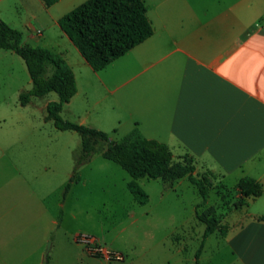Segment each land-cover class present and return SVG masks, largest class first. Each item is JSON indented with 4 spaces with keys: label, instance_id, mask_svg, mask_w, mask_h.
Listing matches in <instances>:
<instances>
[{
    "label": "rangeland",
    "instance_id": "374dc122",
    "mask_svg": "<svg viewBox=\"0 0 264 264\" xmlns=\"http://www.w3.org/2000/svg\"><path fill=\"white\" fill-rule=\"evenodd\" d=\"M86 1L62 0L52 13L68 14ZM37 3L3 0L0 13L4 22L24 34L25 40L32 14L44 16L47 28L41 20L37 26L46 28L44 35L63 48V32L51 27L50 18ZM30 45L44 47L34 41ZM7 53L14 59L0 61V182L8 185L9 203H17L7 219L8 240L16 238L7 247L8 264H18L21 256L31 257L46 226L51 232L45 247L48 253L41 264H196L206 229L196 218V206L202 202L196 186L187 179L164 182L141 178L138 183L149 195V202L140 205L127 188L131 176L106 159L111 150L107 143H100L91 161L74 174L81 152L80 135L59 131L53 122L46 121V106L59 101L58 95L52 92L44 98H33L22 107L19 95L31 90V78L25 62ZM76 75L81 95L61 117L77 124L85 121V126L106 132L113 141L120 142L128 132L125 128L115 132L110 109L107 117L97 115L99 109L110 108L112 96L106 98L104 91L96 92L93 76L88 80L79 70ZM96 102H100L98 107ZM86 111L89 113L85 115ZM175 162L189 165L191 161L185 155ZM73 174L81 181L64 198L65 186ZM194 175L210 183L209 198L198 209L199 214L208 215L218 226V231L205 241L199 264H235L223 237L230 218L246 213L247 207H232L238 193H230L213 172L196 167ZM209 210L212 211L207 214ZM78 236L94 238L97 246L121 255L123 260L92 257ZM24 264L37 263L33 260Z\"/></svg>",
    "mask_w": 264,
    "mask_h": 264
},
{
    "label": "crops",
    "instance_id": "0c3cea01",
    "mask_svg": "<svg viewBox=\"0 0 264 264\" xmlns=\"http://www.w3.org/2000/svg\"><path fill=\"white\" fill-rule=\"evenodd\" d=\"M32 1L40 4L51 27L58 28L66 14L52 12L62 0L49 8ZM144 2L153 35L102 71H93L64 33L63 48L45 36L44 16L32 14L26 40L21 32L22 43H42L62 54L72 68L78 91L63 111L81 95L79 70L88 80L94 77L97 93L112 96L110 108L99 109L97 115L107 117L110 109L115 132L125 128L128 134L136 131L159 141L174 159L192 157L197 168L216 174L235 194L241 179L259 182L262 195L246 213L230 218L223 239L235 264H264V222L258 221L264 217V0ZM0 19L5 21L1 13ZM39 20L44 30L37 26ZM7 52L0 49V61L14 59ZM86 85L91 88L90 82ZM7 186L0 182V264H8L7 247L16 240L6 235L7 219L17 207L16 201H8ZM45 229L32 256L19 257L18 264L46 259L51 229Z\"/></svg>",
    "mask_w": 264,
    "mask_h": 264
},
{
    "label": "trees",
    "instance_id": "16d2710c",
    "mask_svg": "<svg viewBox=\"0 0 264 264\" xmlns=\"http://www.w3.org/2000/svg\"><path fill=\"white\" fill-rule=\"evenodd\" d=\"M40 1L49 8L60 0ZM58 24L95 72L102 71L153 35L144 0H87L60 18ZM0 49L13 52L26 64L32 88L20 93L19 103L22 107L28 106L33 98H44L52 92L58 95L59 101L50 102L46 106V121L53 122L59 131H73L80 135L81 152L75 162L74 174L91 161L100 143H107L111 150L106 159L119 165L131 176L132 180L127 184V188L140 205L149 202V195L138 183L141 178L160 179L164 182L187 179L196 186L202 199L196 206V218L206 226L202 246L196 253V264H199L205 241L218 231V226L208 215L199 214L198 209L203 207L209 198L210 183L194 175V159L186 155L191 161L190 164H178L165 144L145 139L136 131L116 142L106 132L64 120L61 113L78 91L75 74L64 56L45 47L24 45L22 33L11 28L2 19ZM74 174L65 186L64 198L70 193L72 186L81 181V178L74 177ZM236 188L240 198L231 203L235 210L248 207L250 201L263 193L261 184L251 178L241 179ZM228 191L234 193L230 189ZM258 221L264 222V217L258 218ZM91 256L102 258L99 254Z\"/></svg>",
    "mask_w": 264,
    "mask_h": 264
},
{
    "label": "built area",
    "instance_id": "2783aa9c",
    "mask_svg": "<svg viewBox=\"0 0 264 264\" xmlns=\"http://www.w3.org/2000/svg\"><path fill=\"white\" fill-rule=\"evenodd\" d=\"M77 239H80V241L85 244V247L88 249V251L91 255L99 254L102 256V258H107L109 261L123 260V257L121 255L115 254L113 252H110L106 249H103V248L97 246L96 241H94L95 239L92 237L89 238L87 236H84V237L78 236Z\"/></svg>",
    "mask_w": 264,
    "mask_h": 264
},
{
    "label": "water",
    "instance_id": "95a60500",
    "mask_svg": "<svg viewBox=\"0 0 264 264\" xmlns=\"http://www.w3.org/2000/svg\"><path fill=\"white\" fill-rule=\"evenodd\" d=\"M47 253H48V251L46 252V256H47Z\"/></svg>",
    "mask_w": 264,
    "mask_h": 264
}]
</instances>
